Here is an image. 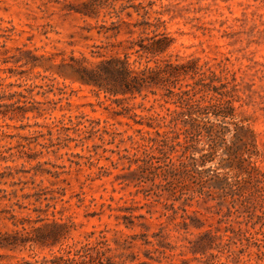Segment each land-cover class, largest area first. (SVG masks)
Returning <instances> with one entry per match:
<instances>
[{
    "label": "rangeland",
    "instance_id": "1",
    "mask_svg": "<svg viewBox=\"0 0 264 264\" xmlns=\"http://www.w3.org/2000/svg\"><path fill=\"white\" fill-rule=\"evenodd\" d=\"M87 1L0 0V241L11 243L0 245V264H51L102 231L119 264H264V183H245L241 195L194 202L186 212L183 200L138 186L127 157L134 159L141 134L154 136L147 123L165 114L164 101L98 93L70 67L124 57L149 10L145 32L165 20L159 30L176 38L173 60L201 58L219 74L236 71L243 79V108L257 134L254 160L264 171V0H144L145 8L118 0L94 19L78 12ZM115 10L132 37L126 25L117 35ZM205 182L191 174L185 185L194 190ZM125 217L137 226L126 228ZM54 220L77 226L63 246H40Z\"/></svg>",
    "mask_w": 264,
    "mask_h": 264
},
{
    "label": "trees",
    "instance_id": "2",
    "mask_svg": "<svg viewBox=\"0 0 264 264\" xmlns=\"http://www.w3.org/2000/svg\"><path fill=\"white\" fill-rule=\"evenodd\" d=\"M116 1L88 0L78 12L85 17L98 18L103 8L116 9ZM132 1L136 0H128ZM138 1L145 8L144 0ZM149 5H154V2ZM115 13L118 20L113 24L118 29L117 35L126 25L129 29L127 34L132 37L134 32L130 23L121 13L116 10ZM143 17L144 20L136 23L135 27L144 26L146 30L152 26L150 11L146 9ZM156 23L151 34L144 30L138 38L128 40L124 57H104L97 63L74 60L70 64L79 79L98 93L134 99L160 95L161 98L155 102L164 101L161 106L165 108V114L157 113L147 123L154 130V136L141 134L136 140L134 159L127 157L131 172L138 173V186L149 184L150 191L159 197L168 192L176 200H183L186 212V206H192L194 202L200 204L218 198L226 201L229 197L241 195L245 183H264V171L254 160L258 155L257 134L251 129V116H246L243 108L249 105L240 87L243 79L238 80L236 71L219 74L209 61L202 64L201 58L173 60L176 38L166 30H159L166 25L165 20L159 17ZM102 28L107 32L111 30L106 25ZM133 56L137 59L131 62ZM247 86L251 84L247 82ZM237 102L240 103L238 107ZM243 131L250 132V136L244 137ZM231 134L234 139L229 140ZM217 160L220 167L209 165ZM134 164L136 169H132ZM191 174L200 176L210 185L187 189L185 180ZM139 217L146 220L145 216ZM124 224L128 229L137 226L131 217H125ZM76 226L75 222L68 224L54 220L52 228L36 242L43 247L63 246ZM140 226L147 229L150 224L144 221ZM95 234L92 232L89 238ZM9 244L8 241H0L2 247ZM111 251L109 240L102 231L96 242L79 241L69 245L65 254L56 255L51 264H119Z\"/></svg>",
    "mask_w": 264,
    "mask_h": 264
}]
</instances>
